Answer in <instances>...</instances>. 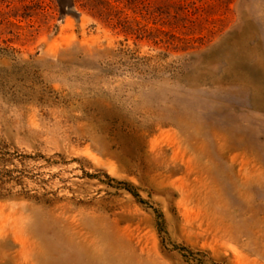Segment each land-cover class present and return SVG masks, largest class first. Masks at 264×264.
<instances>
[{
	"label": "rangeland",
	"instance_id": "obj_1",
	"mask_svg": "<svg viewBox=\"0 0 264 264\" xmlns=\"http://www.w3.org/2000/svg\"><path fill=\"white\" fill-rule=\"evenodd\" d=\"M0 264H264V0H0Z\"/></svg>",
	"mask_w": 264,
	"mask_h": 264
}]
</instances>
